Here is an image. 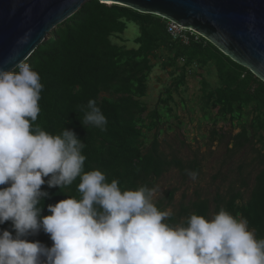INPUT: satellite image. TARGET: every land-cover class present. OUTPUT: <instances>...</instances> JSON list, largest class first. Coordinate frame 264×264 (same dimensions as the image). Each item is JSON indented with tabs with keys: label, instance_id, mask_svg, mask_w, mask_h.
Returning a JSON list of instances; mask_svg holds the SVG:
<instances>
[{
	"label": "trees",
	"instance_id": "16d2710c",
	"mask_svg": "<svg viewBox=\"0 0 264 264\" xmlns=\"http://www.w3.org/2000/svg\"><path fill=\"white\" fill-rule=\"evenodd\" d=\"M167 21L156 14L91 0L56 25L24 60L40 74L44 85L36 123L52 134L64 128L73 130L86 145L82 150L84 171L99 169L109 182L118 179L122 188L146 185L154 189L171 170L185 183L191 177L189 172L196 176L201 172L200 160L165 152L158 136L162 124L176 118L171 106L173 93L186 83L188 75H198L201 118L212 126L223 122L239 129L233 135L214 127L210 132L225 145L224 162L215 174L222 183L216 185L211 198L195 190L192 198L175 206L176 188H171L153 201L160 210L172 207L169 222L174 225L186 223L192 214L210 218L223 208L246 218L257 238H264V81L196 33L187 32V43L172 39ZM127 22L139 26L133 48L112 41L120 38ZM154 59H160V67L171 82L159 94L156 105L148 108L144 99ZM210 67L216 73L215 86L198 73ZM90 99L106 116V131L81 123V109ZM248 150L253 152L250 161L232 168L235 155L246 157ZM79 182L78 177L62 189L42 185L49 196L42 199L41 215L50 214L49 204L68 196L79 198ZM4 229L15 234L11 221L0 225V230ZM28 239L49 247L53 243L43 231Z\"/></svg>",
	"mask_w": 264,
	"mask_h": 264
},
{
	"label": "clouds",
	"instance_id": "9594fccd",
	"mask_svg": "<svg viewBox=\"0 0 264 264\" xmlns=\"http://www.w3.org/2000/svg\"><path fill=\"white\" fill-rule=\"evenodd\" d=\"M43 87L27 62L0 67V225L11 221L15 231L0 230V264H264V238L246 218L221 208L174 225L173 212L154 203L155 189L122 188L99 169L85 172L77 134L36 123ZM81 110L83 126L107 130L95 100ZM78 177L79 198L49 204L50 214L41 215L49 196L42 185L67 188ZM40 231L50 247L28 239Z\"/></svg>",
	"mask_w": 264,
	"mask_h": 264
},
{
	"label": "water",
	"instance_id": "95a60500",
	"mask_svg": "<svg viewBox=\"0 0 264 264\" xmlns=\"http://www.w3.org/2000/svg\"><path fill=\"white\" fill-rule=\"evenodd\" d=\"M91 0H0V67L27 59ZM156 14L202 36L264 81V0H98Z\"/></svg>",
	"mask_w": 264,
	"mask_h": 264
},
{
	"label": "rangeland",
	"instance_id": "374dc122",
	"mask_svg": "<svg viewBox=\"0 0 264 264\" xmlns=\"http://www.w3.org/2000/svg\"><path fill=\"white\" fill-rule=\"evenodd\" d=\"M139 35V26L133 22H127L126 28L120 38H112V41L124 44L128 48H133L136 44L133 39ZM160 60V59H159ZM159 60L154 59V67L149 75L148 94L145 102L148 108L156 105L159 94L168 86L171 79L167 71L162 70ZM211 86H215L216 73L213 67L207 70H199ZM199 76L190 74L186 78V83L180 87L178 92H174L173 102H171L172 112L176 118H169L167 123L162 124V133L158 136L161 147L165 152L175 151L177 155L190 159L196 156L201 162V172L195 179L190 177L181 183L176 171L171 170L161 177L155 184L153 200L163 195L165 190L176 188L173 195V204L176 206L179 201L188 200L193 197V192L199 190L203 195L211 198L215 192V187L221 184L220 177L215 175L221 169L223 157L225 155L224 142L219 143L211 135L214 127L224 132L226 135H233L238 132V128L230 126L228 123L218 122L212 126L210 121L201 118L200 112V85ZM241 153L235 155L232 160V168L241 161L247 163L253 156L252 151L246 152V157ZM216 176L214 180L213 177ZM251 179L248 180L250 184ZM247 195L245 194L244 197ZM172 210L169 206L166 210Z\"/></svg>",
	"mask_w": 264,
	"mask_h": 264
},
{
	"label": "built area",
	"instance_id": "2783aa9c",
	"mask_svg": "<svg viewBox=\"0 0 264 264\" xmlns=\"http://www.w3.org/2000/svg\"><path fill=\"white\" fill-rule=\"evenodd\" d=\"M167 32L171 36L172 39H179L184 43L188 42V34L187 32L190 33V35L193 32L192 30L186 29L179 24L173 22V21H167ZM196 39V38H195Z\"/></svg>",
	"mask_w": 264,
	"mask_h": 264
}]
</instances>
